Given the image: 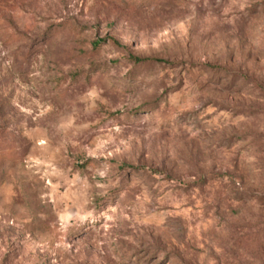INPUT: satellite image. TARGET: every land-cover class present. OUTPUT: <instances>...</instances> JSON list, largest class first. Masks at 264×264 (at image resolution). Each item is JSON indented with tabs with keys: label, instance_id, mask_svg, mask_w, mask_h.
Returning a JSON list of instances; mask_svg holds the SVG:
<instances>
[{
	"label": "rangeland",
	"instance_id": "374dc122",
	"mask_svg": "<svg viewBox=\"0 0 264 264\" xmlns=\"http://www.w3.org/2000/svg\"><path fill=\"white\" fill-rule=\"evenodd\" d=\"M0 264H264V0H0Z\"/></svg>",
	"mask_w": 264,
	"mask_h": 264
},
{
	"label": "trees",
	"instance_id": "16d2710c",
	"mask_svg": "<svg viewBox=\"0 0 264 264\" xmlns=\"http://www.w3.org/2000/svg\"><path fill=\"white\" fill-rule=\"evenodd\" d=\"M135 62L137 63H141L143 61H152V60H156V61H163L162 59H158V58H141V57H138V56H132L131 57Z\"/></svg>",
	"mask_w": 264,
	"mask_h": 264
}]
</instances>
